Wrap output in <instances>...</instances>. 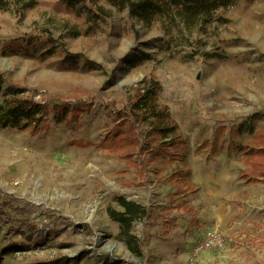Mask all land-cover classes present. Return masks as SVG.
Returning <instances> with one entry per match:
<instances>
[{
  "label": "rangeland",
  "instance_id": "1",
  "mask_svg": "<svg viewBox=\"0 0 264 264\" xmlns=\"http://www.w3.org/2000/svg\"><path fill=\"white\" fill-rule=\"evenodd\" d=\"M25 1L0 0V102L16 93L91 111L62 124L50 114L37 133L0 130V249L30 246L0 264H264V184L239 176L264 128V0L168 34L104 0L88 1L111 10L105 20L80 3ZM145 80L159 83L181 142L139 176L100 141ZM120 197L148 210L133 224L140 258L107 214Z\"/></svg>",
  "mask_w": 264,
  "mask_h": 264
},
{
  "label": "trees",
  "instance_id": "2",
  "mask_svg": "<svg viewBox=\"0 0 264 264\" xmlns=\"http://www.w3.org/2000/svg\"><path fill=\"white\" fill-rule=\"evenodd\" d=\"M68 5L84 4L90 18L105 20L110 16V9H106L97 1L89 3L88 0H63ZM106 4L122 12L126 11L130 17L135 18L144 26L155 22L161 24L165 33L181 28L188 31L204 27L211 23H224L226 20L221 13L233 7L239 0H104ZM34 1H25L21 10L34 6ZM0 8L2 6L0 5ZM143 87L136 90L123 110L117 112L114 119V129L102 141L100 147L108 146L114 153H119L123 161L129 162L139 168L138 174L147 171L149 164L157 157H165L170 148H175L181 141L178 128L170 117L169 109L159 102L161 87L155 80L143 81ZM91 104L82 101L64 102L57 99L36 102L31 98L12 94L0 102V130L16 129L30 130L37 133L44 126L52 114L56 124L67 121H77L84 113L91 111ZM142 125L143 135L139 131ZM150 133L158 137L159 145L150 148L148 138ZM252 141L245 147L242 155L246 158L249 168L239 174L241 179L264 184V128L252 131ZM141 139V140H140ZM142 141V142H141ZM139 159L138 164L135 158ZM141 157H146L141 160ZM116 205L120 210L107 209L108 217L118 224V237L126 244L127 249L136 257L142 256L141 245L133 234V224L148 216L145 206L129 202L124 198H117ZM0 210V222L2 221ZM29 240L32 238L35 225H28ZM29 230V231H28ZM26 236V235H25ZM6 242V241H5ZM30 246L14 241L6 242L0 249V256L13 258L18 252H24Z\"/></svg>",
  "mask_w": 264,
  "mask_h": 264
},
{
  "label": "built area",
  "instance_id": "3",
  "mask_svg": "<svg viewBox=\"0 0 264 264\" xmlns=\"http://www.w3.org/2000/svg\"><path fill=\"white\" fill-rule=\"evenodd\" d=\"M214 241H216L217 243L220 242L218 239H214ZM207 243H208V244H209V243H212L211 239L207 240ZM201 249H202V246H199V247H197L196 251L198 252V251H200Z\"/></svg>",
  "mask_w": 264,
  "mask_h": 264
}]
</instances>
